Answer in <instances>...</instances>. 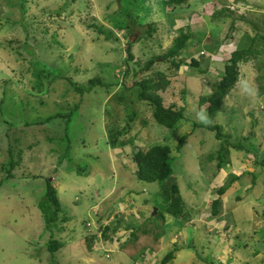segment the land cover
<instances>
[{
	"label": "rangeland",
	"instance_id": "obj_1",
	"mask_svg": "<svg viewBox=\"0 0 264 264\" xmlns=\"http://www.w3.org/2000/svg\"><path fill=\"white\" fill-rule=\"evenodd\" d=\"M226 1L187 0V6L170 12L165 0H29L25 6L20 0H0L13 20L28 22L26 40L30 46L38 45L36 57L57 75L44 80V93L30 95L34 85L30 62L2 46L3 39H25L22 27L0 28V264H160L163 253L173 249V244L181 249L167 264H264V237L259 232L264 227V169L255 164V160L264 158V91L258 93L264 82V64L259 68L255 62L253 68L249 64L253 59L249 58L240 65L238 83L215 116V122L231 136L230 141L238 140L243 146L249 143L252 154L230 148L226 162L218 169L217 159L209 160V156L217 155L221 141L197 114L199 96L210 92L207 79L217 80L223 74V53L216 50L219 44H224L222 48L229 53L237 45H248L257 32L252 45L264 50V0ZM225 7L233 11L231 16L212 17ZM60 8L64 10L57 15L55 10ZM176 19L182 28L189 25L192 36L182 56L194 58L199 65L190 66L188 58L175 76L169 74L174 71L169 57L165 61L158 57L153 67L171 77L163 94L164 104L181 105L198 125L183 120L178 128L169 130L154 121L151 109L134 100V89L123 90L114 81L122 79L121 72L126 68L129 37L133 38V60L128 63L134 68L135 62L142 65L167 51L177 34L172 29ZM127 24L134 29L127 35V26L120 38L119 29ZM148 24H155L150 37ZM94 25L112 32L113 39L106 40ZM257 59L263 61L264 53ZM202 69H206L203 73L207 78L201 77ZM95 76L109 85L96 86L83 95L70 86L69 82L85 83ZM75 105L78 109L68 116L67 123L66 114ZM54 113L63 116L26 126ZM132 113L135 117L129 121V128L118 138L134 140L135 145L109 147L111 132L125 126ZM144 119L147 124L142 123ZM183 134L187 139L182 150L172 152L173 175L181 198L162 189L158 182L136 178L137 166L131 160L134 146L147 148L159 142L174 149ZM250 136L249 141L244 138ZM49 137L58 140L50 141ZM68 139L72 147L67 155L64 145L69 144ZM9 146L18 164L12 170L13 178L5 180ZM62 154L67 160H60ZM76 167L86 171L77 172ZM231 174L240 179L221 197L218 219H210L208 206L217 198L216 189ZM253 175L257 177L255 185ZM47 177L55 182L67 217L58 224L63 229L52 232L53 239L61 244L55 254L47 250L50 231L45 229L37 206ZM123 200L134 202L140 217L134 216L137 222L130 229L122 225L111 242H101V233L94 228L109 219L112 231ZM141 205L145 206L143 211ZM174 209L185 212L186 219L175 217ZM224 213L231 217L228 224L222 221ZM92 229L96 238L90 250L84 237ZM131 232H135L136 240ZM173 234L176 237L169 241ZM158 238H163L162 243ZM99 242L102 245L95 248ZM160 244L164 249L153 252ZM189 244L197 252L185 246Z\"/></svg>",
	"mask_w": 264,
	"mask_h": 264
},
{
	"label": "trees",
	"instance_id": "obj_2",
	"mask_svg": "<svg viewBox=\"0 0 264 264\" xmlns=\"http://www.w3.org/2000/svg\"><path fill=\"white\" fill-rule=\"evenodd\" d=\"M22 1V5L25 6L29 0H20ZM165 8H169L170 12H174L178 8H182L183 6H187V0H165ZM134 8V7H133ZM132 8V9H133ZM63 8H60L58 11L55 10V13L57 15H60L63 11ZM233 11H231L229 8L225 7L221 10V12L213 13V18H220V16H231ZM132 21H130L131 25ZM19 24L20 27H22V31L25 34V37L27 35V25L28 22H25L24 20L16 21L12 19L11 13L9 11L3 10V5L0 3V28L2 30L11 29L14 25ZM6 25V28L4 26ZM155 24H148L147 36H152V32L154 31ZM193 25V24H192ZM128 24L119 30L126 31L125 29L128 28ZM189 25H186L184 28L177 29V34L172 39L170 47L167 49V51L162 56H157L153 58H148L143 62L142 65H140L138 62L134 63V68H129V61L133 60L132 53L130 52L131 49V43L128 39V44H126L125 52L127 60L124 61V70L121 72L122 76L118 78L115 82V85H119L121 89L126 91L135 90L136 94L134 96V100H137L138 102H141L142 104H145L149 109H151V117L154 119V121L160 125L163 126L169 130H173L175 127L178 128V124L185 120V121H192V125L196 127L198 124L196 121L192 120V117L190 115L185 114V108L180 107L181 105H178L176 103H171L168 106L164 104L163 100V94L167 92L169 86H170V80L171 77L167 75L165 72H162L161 70L155 69L153 67L155 60L158 57H163L164 61L169 57L171 63H172V71L169 73L172 76L178 75L183 70V66L187 63L185 61L188 56H182V50L185 48V46L188 44L189 39L191 40V33L188 29ZM11 27V28H10ZM95 29L98 33L103 34L106 40L113 39V34L109 30H105L97 25H94ZM131 26H129L130 28ZM128 28V29H129ZM132 29L130 28L127 32V35L132 33ZM246 35V33H245ZM115 37V36H114ZM261 37V36H259ZM116 38V37H115ZM258 38L257 32L250 38L249 44H245V46L237 47L231 54L229 59L223 64V74L222 77L218 78L217 80H213L214 78L210 77L209 80H207V83L209 86L210 92L206 93L203 96H199L198 102H197V114L201 112L206 113L208 116L210 123L206 124V128L208 130H213L215 132V137L221 141L220 147L218 149L217 155L215 156H209V160H211L213 157L217 159L216 166L218 169H221V166L223 163H225V154L229 152V149H235L245 152L251 153V148L248 149L249 143L247 146H243L237 141L231 142L230 137L228 134H225L223 130L221 129L220 125H218L215 122V116L216 112L219 108V106L222 105L225 97L230 93V91L237 85L239 80V64L242 62H247L252 58L253 64L256 62V65L259 68L263 67L264 59L263 61H258V56L264 53V50L258 51L255 46L252 45L253 42L256 41ZM25 39H3L4 43L2 44L3 47L6 48V46L11 48L14 53L23 56L28 59V61L31 64V75L34 78V85L32 86V92H30V95H37L44 93L43 87L45 85L44 80H48L50 75L57 76L54 73V70L50 71L47 69H51L47 66H45L43 63H40V59L37 56V50L38 45L30 46L31 44ZM28 42V43H27ZM35 46V47H34ZM168 60V59H167ZM188 64L190 66L198 67L199 62L196 61L194 58H189ZM262 64V66H261ZM35 65V68L33 67ZM120 77V76H119ZM258 77V76H257ZM261 78V77H259ZM212 79V81H210ZM119 81V82H118ZM209 81V82H208ZM49 82V81H48ZM72 89L79 93L80 95H83L84 92H90L93 89L96 88V86H107L106 83L102 81V79L98 76L89 78L85 83H73L69 82ZM264 91V82L261 83L258 87V93L261 94ZM29 94V93H28ZM184 94V92H182ZM17 95V94H16ZM2 102V100H1ZM119 102H122L120 100ZM78 109V106L75 105L70 111L66 114L67 116V123L70 121L69 115H72L76 110ZM63 115L61 113H54L51 115H48L45 117L44 120H40L39 122H34L30 124H26V126L34 125V124H44L49 123L53 119L57 117H62ZM135 117V113H132L128 115V122H126L125 126H122L118 129H115L114 132H111L109 135V138L107 140V145L111 148H123L127 145V143L131 144V146L135 145L134 140H119V136L123 135L127 129L129 128V121H132ZM4 123L8 124L6 121ZM143 124H147V120H142ZM188 123V122H185ZM175 128V129H176ZM10 129V128H9ZM110 132V131H109ZM113 133V134H112ZM5 135L7 133L5 132ZM64 136L67 138V133L64 130ZM253 136V133L251 134ZM250 138H246L247 141L251 140ZM242 137V139H244ZM50 141H56L58 139H55L54 137H49ZM187 136L186 134L181 135L176 145L174 146V149H172V146H168L166 144H159L152 143L147 148H138L133 147L136 151L133 152L131 155L132 162L137 166L135 172V176L138 180L144 181L146 183H153L158 182L161 185L162 189H167L171 193L178 194V197H180L179 188L177 185V179L173 175V169H172V163L174 160L173 151L176 153H179L185 142H186ZM69 140V139H68ZM156 140V139H155ZM154 140V141H155ZM161 140V142H163ZM58 144V142H57ZM66 147V154L68 155V152L71 149V142L69 140V144L64 145ZM63 146V147H64ZM252 146V144H250ZM8 152V161L7 166H4L6 169V176L5 180H9L10 178H13L12 170L14 167L18 164V161L15 159L13 155V149L11 146L7 149ZM252 154V153H251ZM63 156V157H62ZM60 156V160H64L66 157L62 154ZM67 160V159H65ZM62 162V161H60ZM255 164L260 166L262 169H264V158L260 159L259 161L255 160ZM224 165V164H223ZM84 168V167H83ZM81 167H76L77 172H85L86 169H83ZM72 169V167H70ZM240 176L236 175H229L226 182L218 187L216 189L217 198L211 200L209 204V210L210 215L209 218H215L218 219L219 215L221 214V197L224 195L226 190L235 182L237 181ZM256 176L253 175L252 184H256ZM3 181V180H2ZM0 182V184L2 183ZM45 188L42 197L39 199L37 206L41 212V216L44 221V226L47 231H50V236L48 241L46 242L47 250L51 254H55L60 248L61 244L53 239L52 232L54 229L62 230L63 228L58 227L59 222L65 221L67 218L61 207V203L57 197V191H56V184L51 180V178L47 177L45 179ZM165 186V187H162ZM122 198V197H121ZM120 198V199H121ZM174 205L171 204L170 206ZM170 208V207H169ZM169 210V209H168ZM175 211L174 216L177 218H180L182 220L186 219V213L182 212V210L174 209ZM225 211V210H224ZM189 214V213H188ZM163 216V215H161ZM231 220V217L227 215V213L223 214L222 221L226 222L228 224ZM89 222V221H88ZM87 222V223H88ZM100 225V224H99ZM125 226V229H130V225L123 224ZM264 228V227H263ZM261 228L259 232L261 233V237L263 238L264 235V229ZM98 231L101 233V239L102 241H112L113 234L116 233L117 228H113L111 231L109 226H99ZM146 233V231H144ZM95 233L94 234H88V236L84 237V243L86 247H88L90 250L92 249V246L95 243ZM130 236L133 238L135 235V232H131ZM188 249H191L195 252H197L196 247L192 246L191 244L185 245ZM181 247L174 246L173 249L164 252L163 256L160 259V264H167L171 260L174 259L175 253L179 251ZM205 261V260H203Z\"/></svg>",
	"mask_w": 264,
	"mask_h": 264
},
{
	"label": "crops",
	"instance_id": "obj_3",
	"mask_svg": "<svg viewBox=\"0 0 264 264\" xmlns=\"http://www.w3.org/2000/svg\"><path fill=\"white\" fill-rule=\"evenodd\" d=\"M235 1H242V0H228V1H226V2H229V3H231V4H234V2ZM228 3V4H229ZM178 19H176V22L174 23V25L172 26V29L176 32V31H178V30H176L175 28H177V29H179V28H181V24L179 25V23H178ZM182 26H184L183 24H182ZM176 35V34H175ZM134 202H132V201H128V200H123V203H122V205H121V207H120V209H119V212H121V213H119V220H116L115 222V224H114V228H117V230H119V228L123 225V224H127V225H130V224H133L134 222H137V221H135V218H134V216L135 217H137V218H139L140 216L138 215V213H137V210H136V208L134 207V204H133ZM145 205V204H144ZM146 206V205H145ZM145 206H143L142 207V205L140 206L141 208L140 209H142V211L145 209ZM121 208H123L122 209V211H120L121 210ZM133 214V216H131ZM125 216H127V217H130V218H132L133 220H130L129 222H128V220L126 219L127 217H125ZM111 219H112V217H111ZM105 222H103V224L104 225H106V226H109V219H106V220H104ZM125 222V223H124ZM124 229V228H123ZM129 231V230H128ZM117 232V231H116ZM178 235V234H177ZM129 236V235H128ZM170 238H169V241H173V238H175L176 237V235L175 234H173V235H171V236H169ZM154 238H155V236H154ZM137 239V237L135 238V240ZM159 240H160V242L162 243V241H163V238H158ZM101 242H103V241H101ZM101 242H99L98 244L96 243L95 245H96V247L95 248H100V246L102 245V243ZM105 242H107V241H105ZM108 242H111V241H108ZM137 244V243H136ZM111 246H113L112 244H110ZM98 248V249H99ZM160 249H164V245H162V244H160V247H159V249H158V251H153V252H155V253H160L161 252V250ZM101 250V249H100ZM117 250H119V249H117ZM127 250H129V247H127V249L126 250H124V251H126L127 252ZM95 251V250H94ZM119 251H121V250H119ZM119 251H117V254L119 255ZM96 252V251H95ZM98 253V252H97ZM98 254H101V253H98ZM153 254V253H152ZM151 254V255H152ZM147 258L148 257H146V260H147ZM175 258V257H174ZM174 260V259H173ZM145 263H146V261H145Z\"/></svg>",
	"mask_w": 264,
	"mask_h": 264
},
{
	"label": "clouds",
	"instance_id": "obj_4",
	"mask_svg": "<svg viewBox=\"0 0 264 264\" xmlns=\"http://www.w3.org/2000/svg\"><path fill=\"white\" fill-rule=\"evenodd\" d=\"M228 7H230V6H228ZM120 31V30H119ZM125 33V32H124ZM220 45V47L218 48L217 47V49L216 50H221L222 51V53H223V55H222V57H221V59H220V61H223V64L229 59V57H230V54L237 48V46H235V49H233V50H231L229 53H227L226 51H225V49L224 48H222L223 47V45L224 44H219ZM218 45V46H219ZM225 46V45H224ZM204 53H206V52H204ZM201 54H203V52H201ZM188 59V58H187ZM214 60L215 59H213V61H212V64H213V62H214ZM248 62V61H247ZM241 64H245V62H242V63H240L239 64V70H240V65ZM249 64L254 68V66H253V63L252 62H249ZM209 68H211V67H209ZM222 70H223V68H222ZM202 72L201 73H203V72H205L206 71V69H202L201 70ZM254 71H256V70H254ZM256 73H257V71H256ZM259 74L257 73L256 74V76H258ZM239 76H240V72H239ZM201 77H205V78H207L205 75H204V73L202 74V76ZM208 80V79H207ZM207 83V82H206ZM199 119H200V121L201 122H203V123H210V120H209V118H208V116L206 115V113H204V112H201L200 114H199ZM99 226H104V224L102 223V224H100ZM99 226L97 227V228H94L95 230H98L99 229ZM89 229H91V227L89 228ZM88 229V230H89ZM94 231H93V229H92V231L90 232L89 231V233H93ZM89 233H87V235L89 234ZM94 234V233H93ZM102 240V239H101Z\"/></svg>",
	"mask_w": 264,
	"mask_h": 264
},
{
	"label": "built area",
	"instance_id": "obj_5",
	"mask_svg": "<svg viewBox=\"0 0 264 264\" xmlns=\"http://www.w3.org/2000/svg\"><path fill=\"white\" fill-rule=\"evenodd\" d=\"M123 35H124V31H122V30H120L119 31V37L121 38V37H123ZM90 226V225H89ZM89 233V232H88ZM90 234V233H89Z\"/></svg>",
	"mask_w": 264,
	"mask_h": 264
},
{
	"label": "water",
	"instance_id": "obj_6",
	"mask_svg": "<svg viewBox=\"0 0 264 264\" xmlns=\"http://www.w3.org/2000/svg\"><path fill=\"white\" fill-rule=\"evenodd\" d=\"M132 39H133V38H132V36H131V37H129V42H131V41H132Z\"/></svg>",
	"mask_w": 264,
	"mask_h": 264
}]
</instances>
